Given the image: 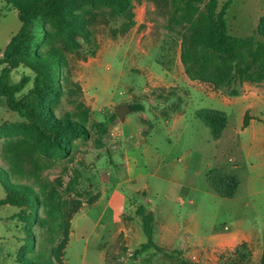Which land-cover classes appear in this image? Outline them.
<instances>
[{
	"label": "rangeland",
	"instance_id": "374dc122",
	"mask_svg": "<svg viewBox=\"0 0 264 264\" xmlns=\"http://www.w3.org/2000/svg\"><path fill=\"white\" fill-rule=\"evenodd\" d=\"M216 1L221 4L224 0ZM211 3L212 0H201L196 7L205 13ZM171 9L172 0H132L126 18L112 19L104 10L91 13L94 55L99 58L89 66L91 48L67 53L71 78L80 86V100L91 110L89 126L100 124L110 116L113 107L126 99L129 84H145V73L133 70L136 65L157 66L152 54L137 58L134 64L124 54L129 42L133 45L140 34L146 33L139 39V48L169 50L171 59L179 55L186 28L168 23ZM262 15L264 0H232L225 13L227 32L241 37L253 35L256 41L264 42V38L254 32ZM43 25L48 29L52 27L49 22L38 20L34 26L38 41ZM19 26L16 9L0 0V57ZM55 45L60 43L56 41ZM47 49L45 46L41 51ZM22 74L33 75L28 68L19 66L11 72L9 80L16 82ZM243 84L264 98V80L233 82L222 91L208 85L204 90L192 88L191 97L184 105V116L176 125L163 117L151 119L149 112L146 113L157 132L145 141H141L135 131L133 120L138 113L128 112L125 122L118 124L122 131L120 139L125 141L122 154L130 161L124 168L115 163L125 162L124 157H117L120 155L117 136L112 130L118 118L102 135L96 126L88 127L89 137L74 138L66 157L42 155L34 138L2 127L0 168L12 182L31 186L35 194L40 186L47 184L59 190L64 199L79 202L80 207L70 220L64 264H179L178 258L192 264H259L264 248V169L258 170L261 175L251 174L238 146L241 149L248 143L243 133L248 124H242L245 114L248 123L254 119L255 127L264 129V104L258 103L244 113L245 102L236 97ZM30 86L29 83L25 91ZM231 90H237V95L231 96ZM68 100L65 93L54 105L58 115L66 111L75 113L76 106ZM202 107L226 112L227 124L220 139H212L207 127L195 117V110ZM21 120L17 112L0 102V126ZM250 144L256 143L250 141ZM231 155L238 157L239 169L244 167L243 172L239 171L241 184L233 199L219 197L205 178L208 168L223 166ZM75 172H79L75 190L81 196L68 189ZM111 176L122 179L113 180L111 185ZM145 184L150 187L147 193L141 191ZM113 188L126 197L119 216L113 214L111 206H105ZM102 192V200L93 204ZM5 195L0 182V198ZM139 204L153 213V238L163 251L149 248L137 252L146 241L140 217L135 214ZM19 209L14 205H0V264H16L15 257L27 229L36 237L37 249L50 248L45 240L46 230L20 221ZM39 214L44 216L41 208ZM120 226L124 231H117ZM162 226L174 231L171 239L162 232ZM215 232L219 233L218 237L230 233L233 236L223 247L216 245L217 237L201 248L206 238ZM161 237H167L170 244L163 246Z\"/></svg>",
	"mask_w": 264,
	"mask_h": 264
},
{
	"label": "trees",
	"instance_id": "16d2710c",
	"mask_svg": "<svg viewBox=\"0 0 264 264\" xmlns=\"http://www.w3.org/2000/svg\"><path fill=\"white\" fill-rule=\"evenodd\" d=\"M17 11L20 21L18 30L5 45L0 57V102L4 107L18 113L22 119L0 126L12 133L22 132L34 138L42 155L66 157L74 138L87 139L88 127L96 126L97 132L105 134L116 115L111 112L100 124H90V108L80 100V86L72 80L67 53L78 52L88 47L94 56L96 47L90 29L94 10H104L112 19L126 18L130 14L132 0H3ZM201 0H172L169 24L185 25L182 34L180 60L185 74L192 80L222 91L233 82H258L264 80V42L256 41L253 35L245 37L227 32L225 13L232 0L218 4L216 0L201 13L196 3ZM38 20L49 22L51 29L42 26V36L37 40L34 26ZM255 34L264 38V15L260 16ZM60 43L59 46L55 42ZM48 46L44 52L41 48ZM93 47V48H92ZM24 66L33 75L22 74L11 82V72ZM31 86L25 91L28 84ZM67 93L69 102L76 106L75 113L66 111L58 115L54 105ZM231 96L237 90L230 91ZM131 111H140L143 106L130 104ZM194 115L208 129L212 139L222 136L227 124L223 110L202 107ZM243 126L248 124L247 114ZM1 133V131H0ZM205 178L213 191L223 198H231L237 192L240 178L234 172L219 166L210 167ZM79 172H75L68 189L75 191ZM0 182L6 195L0 205L18 206L17 217L25 224H37L46 230L48 250L37 249L36 237L30 229L19 245L16 264H64V250L70 235V220L80 207L79 202L69 201L53 186L43 184L39 192L31 186L15 184L0 168ZM47 185V186H46ZM95 195L94 199H96ZM42 209L44 216L39 214ZM146 241L139 250L154 248L163 251L153 238L154 215L142 204L136 206ZM179 264H192L178 258ZM259 264H264V248Z\"/></svg>",
	"mask_w": 264,
	"mask_h": 264
},
{
	"label": "crops",
	"instance_id": "0c3cea01",
	"mask_svg": "<svg viewBox=\"0 0 264 264\" xmlns=\"http://www.w3.org/2000/svg\"><path fill=\"white\" fill-rule=\"evenodd\" d=\"M144 34H140L138 36L139 38L135 40V43L133 45H131L129 42L124 49V54L125 56L130 58L134 64H136L137 58L145 57L152 54L157 59L155 61L157 66L150 67L147 65H136L133 70L145 73V84L139 86L129 84L126 91V99L122 103H119H126L129 105L132 103L140 104L143 106L142 110L135 111L138 113V115L135 120H133L135 123V131L141 136V141H145L149 135L157 132V129L155 128V125L151 122V119L163 117L166 122L172 121V125H176L177 122L181 120L184 116V105L186 104V99L191 97V89L194 88L196 90H204V87L207 86L206 84H203L199 81L190 79L185 74L183 64L180 60V52L175 59H171L172 56L170 55L169 50H164L160 48L156 50H152L149 48H139V39ZM162 37H164V35H162ZM94 56H92V58L89 60V66L94 60L99 58L98 56ZM209 95L212 96L211 94ZM236 97H239L243 100V102H245V105L243 106L244 113L250 111L258 103L264 104V98L258 95L255 90L249 88L245 84L241 86V91ZM147 112H149V114L151 115V119L147 116ZM251 114L253 113L251 112ZM126 115L127 114H125L124 119L122 121L118 120L117 124L112 129L117 136V152L120 153V155H117V157H124V155L122 154L123 150L121 148L125 141H122L120 139L122 131L118 124L125 122V120L127 119ZM243 133L246 137L245 140H247L248 143L242 145L241 149L240 146H238V149L243 154L242 158L246 163L245 165H247V163L249 165V172L251 174H257L256 176L261 175L258 170L264 169V143H261L264 142V129L255 127V120L250 119L248 125L243 128ZM250 141L255 142L256 144L251 145ZM237 158L238 157L236 155H231L225 161L223 166H218L230 170L239 176V171L243 172L244 167L243 169H239V164L236 162ZM124 160V163H121L119 161H116L115 163H118L119 167L124 168V166H128L130 162L128 158L124 157ZM158 166L160 167L161 165L159 164ZM157 170L158 168L155 170L154 174L157 173ZM111 179L112 185L113 180L122 178L111 176ZM149 189L150 187L148 186V184H145L141 191L147 193ZM235 195L229 199H233ZM102 198L103 192L98 196V198L93 204L98 203L100 200H102ZM125 201L126 197L122 196L115 188H113L106 197L105 206H111L113 209V214L119 216V214L123 211L125 207ZM117 231H124L123 226L118 227ZM162 232L170 236L171 239L174 231H172L170 228L162 226ZM125 234L128 235V231H125ZM218 234L219 233L215 232L214 235H209L201 248L209 245L210 240L213 238L216 239L218 237ZM72 235L73 233L71 232V236ZM232 236V233L226 235L225 237L219 236V242L216 245L218 247H223L224 245H227L231 239L230 237ZM161 243L163 244V246H168L170 244V240L167 239V237H161Z\"/></svg>",
	"mask_w": 264,
	"mask_h": 264
},
{
	"label": "water",
	"instance_id": "95a60500",
	"mask_svg": "<svg viewBox=\"0 0 264 264\" xmlns=\"http://www.w3.org/2000/svg\"><path fill=\"white\" fill-rule=\"evenodd\" d=\"M131 107L129 104H119L113 107V113L116 115L118 120L122 121L124 119L125 114L130 112Z\"/></svg>",
	"mask_w": 264,
	"mask_h": 264
}]
</instances>
